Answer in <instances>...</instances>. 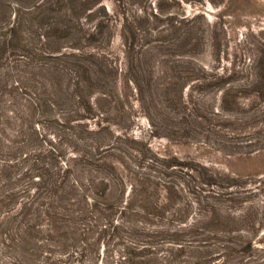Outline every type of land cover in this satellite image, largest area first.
<instances>
[{"label":"trees","instance_id":"16d2710c","mask_svg":"<svg viewBox=\"0 0 264 264\" xmlns=\"http://www.w3.org/2000/svg\"><path fill=\"white\" fill-rule=\"evenodd\" d=\"M163 1L0 0V264H264V49Z\"/></svg>","mask_w":264,"mask_h":264},{"label":"rangeland","instance_id":"374dc122","mask_svg":"<svg viewBox=\"0 0 264 264\" xmlns=\"http://www.w3.org/2000/svg\"><path fill=\"white\" fill-rule=\"evenodd\" d=\"M243 3L246 4V8L242 13H238L231 17L223 13V8L220 7H210L208 4L205 7H190L184 6L178 7L176 5H171V11H180L181 9L185 10L186 14L192 12H201L203 11L206 22L210 27L217 24L216 32L219 37L222 39L223 48H222V57L227 59L223 60V65L236 64V66L242 68L249 65V59L252 57L254 49L260 48L264 49V0H243ZM171 4L170 0H164L161 4V8H165L167 11H170L171 7L168 5ZM181 8V9H180ZM204 23V20L201 23ZM207 24V25H208ZM225 25V26H223ZM207 26V27H209ZM222 29H226L225 32H221ZM121 38L119 35L118 29L115 31V35L112 39L110 50L112 55L122 60V46ZM195 63L204 67H218L214 65L211 59V51L209 48V43L203 45L201 52L195 57ZM228 66V67H232ZM221 66V65H220ZM244 69V68H243ZM241 83V82H240ZM219 96H210L206 100L209 104L217 106ZM242 103H247L245 100ZM149 127L145 119L139 118L136 122V127L134 129V135L137 138L145 139L149 141ZM151 148L153 150H161L166 147V141L164 140H150L149 141ZM175 151H178L175 149ZM179 154L185 155V151H178ZM224 163V162H222ZM264 167V161H250L248 163H234L229 166L228 171L225 170L224 164L220 165L219 169H222L223 172H238L241 174L253 173L257 171L261 166Z\"/></svg>","mask_w":264,"mask_h":264}]
</instances>
